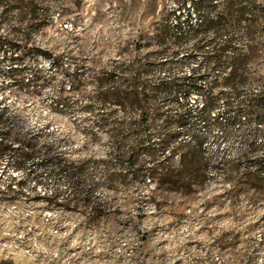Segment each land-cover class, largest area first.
<instances>
[{
	"label": "rangeland",
	"instance_id": "1",
	"mask_svg": "<svg viewBox=\"0 0 264 264\" xmlns=\"http://www.w3.org/2000/svg\"><path fill=\"white\" fill-rule=\"evenodd\" d=\"M180 1L0 0L15 42L0 49V264H264V173L244 170L263 151L239 162L243 126L199 114L207 96L219 119L223 92L235 104L230 68H203L210 25L230 28L227 55L264 88V0ZM189 27L196 38L159 44ZM109 73L194 85L100 100ZM119 121L151 152L118 149L134 139L102 125Z\"/></svg>",
	"mask_w": 264,
	"mask_h": 264
},
{
	"label": "trees",
	"instance_id": "2",
	"mask_svg": "<svg viewBox=\"0 0 264 264\" xmlns=\"http://www.w3.org/2000/svg\"><path fill=\"white\" fill-rule=\"evenodd\" d=\"M2 2L5 0H1ZM21 0H15V4ZM181 5H185V0L180 1ZM192 9L199 10L202 8V4L199 1L188 3ZM192 4V5H191ZM200 26V25H197ZM213 29V37L211 41V53L203 60V68L211 67L210 70L218 69V71H225L228 67L230 68L227 73V82L226 90L229 91L235 98V104L232 106L229 102V95L226 96L223 92L222 103L224 105L222 114L219 117L211 116V110L216 107L217 98L214 96H207L205 102L202 105V110L199 111L200 116L203 120H206L208 117L214 119L217 124H221L229 127L235 123L243 126L242 137L246 141L244 148V153L240 154L238 157L239 162L242 163L243 155H254L258 151H263V156L254 161H245L244 170L247 175H252L257 178H260L262 173H264V88L254 89L252 87L253 79L252 77L246 74V64L248 58L244 53H239L232 51L227 55V49H231V44L234 38L231 36L230 28L227 26H218L210 25ZM199 27H192L188 29V33H183L180 30H171L166 31V34L163 33L161 41L159 44L165 43L167 40L171 41L175 45L182 44V41L187 38H196L198 36ZM15 42L6 39L5 37H0V49L7 46H13ZM212 66H211V65ZM163 65V64H161ZM161 67V66H160ZM149 71H144L141 73L146 75ZM121 73V72H119ZM35 83V81H33ZM194 82L187 81L176 82V80L157 81L153 85H148L139 75L125 78L121 77L118 73H109L106 76L99 79V83L96 84L97 92L96 97L100 100H108L110 97H118L122 100H130L131 102L139 105L143 99H145L148 93L154 94L158 92H167L170 89H179L185 88L184 91L188 90L187 88L192 87ZM103 86L105 89H103ZM242 87L244 89H242ZM187 92V91H186ZM143 98V99H142ZM121 104V103H120ZM123 105V103H122ZM64 106V105H63ZM90 108V107H89ZM138 117L143 118L147 116L146 107L138 106ZM90 111V110H89ZM135 113V112H134ZM181 119V118H180ZM178 119V120H180ZM142 120V119H140ZM132 123H125L122 121L117 122L116 124H103L102 128L105 129V132L109 134L113 139L122 143L127 137H132L134 139V145L125 147L121 144L117 146L120 150H125L129 152L131 156H135L139 151H150L151 149L146 146H141L145 139L150 137V134L145 137H140V133L136 130H132ZM4 132H0L3 134ZM259 140L262 144L257 143ZM122 141V142H121ZM27 154L19 155V157H26ZM18 161L16 164L19 165ZM263 180V179H262Z\"/></svg>",
	"mask_w": 264,
	"mask_h": 264
}]
</instances>
